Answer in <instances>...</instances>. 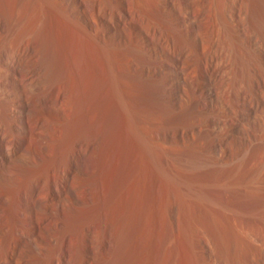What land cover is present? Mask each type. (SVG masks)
Returning <instances> with one entry per match:
<instances>
[{
  "label": "rangeland",
  "instance_id": "374dc122",
  "mask_svg": "<svg viewBox=\"0 0 264 264\" xmlns=\"http://www.w3.org/2000/svg\"><path fill=\"white\" fill-rule=\"evenodd\" d=\"M58 1L56 11L68 2ZM104 1L100 12L96 0L74 2L88 36L61 12L88 46V108L76 128L75 102L65 105L74 128L57 152L40 128L63 133L56 104L80 80L73 58L67 77L34 89L40 28L9 54L0 42L11 70L0 69V100L31 85L30 145L46 155L33 164L15 118L3 120L0 264H264V0H242L247 33L233 22L235 0ZM15 164L38 170L19 186ZM64 207L78 216L58 227Z\"/></svg>",
  "mask_w": 264,
  "mask_h": 264
},
{
  "label": "bare ground",
  "instance_id": "6f19581e",
  "mask_svg": "<svg viewBox=\"0 0 264 264\" xmlns=\"http://www.w3.org/2000/svg\"><path fill=\"white\" fill-rule=\"evenodd\" d=\"M53 1L51 2V0H49V1L48 0H0V13L2 14V19H0V42L1 43H4L7 46V48L9 47L8 49L7 48L4 49L5 51L8 50L7 51L8 52L7 54H9L10 48H12L11 50H13V45L15 43V41L13 43V40H14L15 37H18V35H19L20 37H22L21 39H24V36L26 34L27 37L26 36L25 37L27 38L28 46H30L29 41H30V38L32 37V35L30 37V34H31L32 31H34V30H31V29H34L35 27L36 28H40V30H41L40 31L41 32L40 33L41 36H38L40 38L37 39L38 41L34 43V48H33L35 50L34 56L36 54V58H35L36 60H32L31 59L32 62L33 61H36V62H35V66L32 69H30L31 70V73H32V74L30 73L32 75L30 80H31V83H32L31 85L34 87V89H38V88L40 89L41 88V87H39L40 85L41 86H44L45 85V87L47 85V88H48V86L50 84L51 87H52V85L55 82H57L58 80H60L62 77H67L68 71L69 72L71 71L70 70L71 69V66H70V69H69V60H70L71 57L73 58V62L75 63V66H77V70L79 71V76H80L79 78H80V80H78L77 84L76 83H73L74 84V87L72 86L73 87L72 90H70V91H63L62 94L60 95L59 100H58L59 102H57L58 104H56L57 105L56 109H57L58 116H59L58 117L59 118L58 121L60 123H62L61 124V127L63 129L62 130L63 133L60 134L61 135L60 138L57 137L56 135H54V136H56L57 138H53V136L51 134V132L53 130L52 131L50 130L51 127H50V129H49V126H48V129L45 127L46 131H45L44 128H40L39 127L46 134V137L48 136L49 138H52V139H54L56 141L55 144L57 146L56 147L57 150L55 149V151L57 152L58 150H61L62 145L64 143L65 137H67L68 134L71 131L70 129L76 127V124H78L77 122L78 121H81L79 119H81L83 111L86 110L84 107H87L88 108V106H86V103L88 101V97H87L88 90L86 88L87 86H86V83H85V82H88V81H86L87 80L86 77H88L87 76L88 75V50H87L88 46L86 47V44L83 43L85 41L84 38L82 36H79L78 38H80V41L78 43L77 42L78 40L77 41L75 40L77 42L76 43V46L77 47L76 48L75 47L73 48V43L75 41H73L74 40V39H72L73 37H71V35L68 34V33H70L67 30V29H69L67 27L68 25L67 26L65 25L67 27V29H66V27H64V25L62 24L63 23L62 20H61L62 19L61 18L62 13L64 12V13H69L70 15H74V18L75 19L74 20H71V21H74L73 24H76V25L78 24L77 26H75L77 31L79 30L80 27H82V30L80 29L79 31H82L85 36H88V34L87 35L85 34V33H88V30H87V32H85V29H87V28L85 27L86 25L83 23V21H84L83 20L84 15H86V13H87V10L85 9V7H80L79 6V8H80L79 10L80 11H77L76 9H74V2H76V1L77 2L78 1L83 2L84 0H68V2L64 1L63 4L58 5V8H59V6L62 8V10H60V14L61 15L59 14L60 15V18H59L58 14H57L60 8L59 9L57 8V11L54 10L55 7L53 5H56L57 3L55 4V3H53ZM103 1L104 0H96V9H97L98 12L102 11V8H103V6L105 4V3L103 4ZM49 2H51L53 5H51ZM60 3H62V2H60ZM72 4H73V7H72ZM246 5H245V8H246ZM51 6H53V8ZM242 6H244V5H242V0H235V4L233 6L234 9H233V13H232V18H233V20L236 21V22L235 21H233V22L234 23H238L239 25L238 24L237 25L241 28V30L243 32H246L247 33L249 28L246 25V23L245 22H239V15L241 14V11L243 10L242 9ZM64 15H66V14H64ZM65 18L66 19H64V20L66 21L68 19H71L72 17L71 18H68V15H66ZM257 21L259 23L260 20L258 19ZM60 22H62V23L60 24ZM67 23H70L69 20H68ZM258 23H257V25H258ZM69 25H70V27L72 26L71 23ZM79 25H81V26L77 29V27ZM75 27H74V30H75ZM72 29H73V27H72ZM74 30H73L74 33L71 32L72 36H74L73 34L76 33V31H74ZM60 31H61V33H60ZM69 31H70V29H69ZM37 33H39V32H37ZM78 33L79 32H77V34ZM78 35H80V34H78ZM254 35H255V41H256V43H258L259 45L262 46V39H261L262 37L260 36V34H254ZM28 37H30V38H28ZM74 38H76V34H75V37ZM17 41H19V38L17 39ZM86 41H88V40H86ZM22 42H23V40H22ZM22 42H20V43H22ZM1 43H0V45H1ZM20 43H17V44H20ZM3 45H1V46H3ZM26 45H27V43H26ZM15 46H16V44H15ZM3 47L5 48V46H3ZM26 48H27V46H26ZM28 48H30V47H28ZM16 50H18V48H16ZM5 51L3 52V54H6ZM95 51H94V53H95ZM104 51H106V49ZM100 52L103 53V51H100ZM106 52L103 53L105 56L107 55ZM14 53L15 52H13L11 54H14ZM32 54H31V58H32ZM11 56H13L12 58H14L15 55H11ZM14 61L12 60V63H14ZM60 61L63 63L62 65H59ZM10 64H11V62L8 63V65H10ZM65 64H66V66H65ZM72 64H70V65H72ZM31 65H32V63H31ZM106 65L108 66L107 62H106ZM31 67H29V68H31ZM72 67H73V65H72ZM0 69H1V67H0ZM12 69H13V74H14L15 79H17V81H18V78H17L18 77V74L22 73L23 70H21L22 68L20 69L17 65L16 66H12ZM74 69H76V68H74ZM5 70H2V71H4V73H3L4 75H5ZM10 71L8 70L7 72L11 74ZM71 73H72V71H71ZM1 74H2V72H1ZM21 76H23V75H21ZM69 76H71V75H69ZM2 77L0 78V84L3 83ZM12 78H13V75H12ZM70 78H72V77H70ZM74 79H76V78H73V80ZM28 81H29V79H28ZM73 82H75V81H73ZM3 84L5 85L6 83L4 82ZM29 84H30V82L28 83V85ZM15 85H17V84H15ZM23 85H25V83L23 84V82L22 83L19 82V85L16 86V88H18V86L21 88V90L19 88L20 91L17 89L19 92H21V96H22L21 98L17 99L18 97L16 96L14 98H16L17 100H14L13 99L11 101L8 100V99H6L5 97L1 98V100H0L1 101V103H0V125L2 124L3 120H5V119L15 118V120H16L15 122H17V125H18V127L20 129V132H19V135L18 136H19V140L21 141V147H22V149L24 151H26V152H28L30 154L32 163L33 164H37V166L39 167V165H41L40 161H42L44 159V155L45 154L41 151V149L39 150L36 146L33 147V146L30 145V140H31V138H33V136L32 135H31L32 137L30 136V132H32V131H31V126L29 125V115L28 114H29V107L32 108L33 106L30 105V103H32V102H28V100L30 101L29 98L32 95L29 97L28 96L29 93L31 94V92H29L28 95L26 94L28 97L27 96L24 97V95H25L24 92L31 85H29V86L25 85L28 88L24 87ZM0 87H1V85H0ZM31 88L32 87H30V89ZM0 89H2V88H0ZM14 89H15V86H14ZM30 89H28V91H30ZM46 90H49V89H46L45 88V92H46ZM18 91H16V92H18ZM36 92L37 93H40V90H36ZM42 93H44V92H42ZM37 97H39V96H37ZM37 97H36V99L38 100ZM41 98L44 99L43 96H41ZM41 98H40V100H42ZM76 99H78V100H76ZM42 101H44V100H42ZM73 102H75V113H73L74 110H73L72 113H73V115L75 114V116H74V120L73 119L72 120L74 121L73 124L75 123V126L74 127L73 126L71 127V125H72L71 124L72 123L71 121L72 120H70L71 118L69 119V115H67L68 113L65 112L64 107H66L65 105L67 103H73ZM36 103H38V102H36ZM39 103H41V104L43 103L44 104V102H40V101H39ZM37 105H39V104H37ZM42 105H41V107H42ZM42 108H44V106ZM49 108L51 109V107H49ZM84 114L87 115L85 113V111H84L83 115ZM61 117H62V119H60ZM42 118H44V117H42ZM75 121H77V122H75ZM44 123H48V122L45 121ZM82 123L80 122V125ZM49 125H50V123H49ZM80 125L78 124V126H80ZM57 127H56V130L57 129L61 130V128H57ZM0 128H1V126H0ZM52 128H54V126ZM43 132H40L39 131V133H43ZM55 132H57V131H55ZM57 134H59V133H57ZM34 140H36V139L33 138V141ZM51 143H52V141H51ZM51 143H49V144H51ZM43 150H46V148L45 149L43 148ZM10 151H9V148H8V152L9 153H10ZM55 155H58V153L57 154L55 153ZM45 157H46V155H45ZM37 166H30V165H25V164H17V165L15 164V165L11 166L9 168V170H11L10 173L14 172L13 175L15 176V178H17L19 180L18 181L19 186H24V183H25L26 178L28 176H30L31 174H33L34 171L38 170V167ZM19 190H21V189H19ZM25 191H26V189H25ZM84 208H87V206L84 207ZM84 210H83V212H80V214L83 213L85 215V213H86L87 210L85 212H84ZM62 216L63 217L60 220H57L56 226H58V227H60L61 224H65L69 219H74L75 216H78V215H75L71 210H69V209L67 210V208L64 207L63 210H62ZM87 216H88V214L86 215V217ZM79 217H83V215L82 216H79ZM80 219L82 220V219H84V217L83 218H80ZM63 227H65V226H63ZM65 239L67 241V237H65Z\"/></svg>",
  "mask_w": 264,
  "mask_h": 264
}]
</instances>
